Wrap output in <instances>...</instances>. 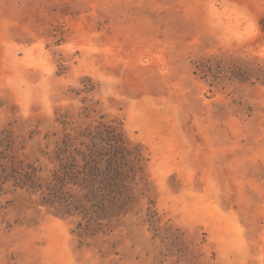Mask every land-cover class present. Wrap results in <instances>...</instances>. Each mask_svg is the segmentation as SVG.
<instances>
[{
    "label": "rangeland",
    "instance_id": "1",
    "mask_svg": "<svg viewBox=\"0 0 264 264\" xmlns=\"http://www.w3.org/2000/svg\"><path fill=\"white\" fill-rule=\"evenodd\" d=\"M0 264H264V0H0Z\"/></svg>",
    "mask_w": 264,
    "mask_h": 264
},
{
    "label": "trees",
    "instance_id": "2",
    "mask_svg": "<svg viewBox=\"0 0 264 264\" xmlns=\"http://www.w3.org/2000/svg\"><path fill=\"white\" fill-rule=\"evenodd\" d=\"M81 175L83 176V185L85 186V190L88 191L87 197L92 198L93 196L100 195L101 192L103 191V189L99 188V190H97V189H95V187L91 186V185H93V183H92L93 178H92L91 174L88 172V170L83 171L81 173ZM81 175L79 174V176H81Z\"/></svg>",
    "mask_w": 264,
    "mask_h": 264
}]
</instances>
